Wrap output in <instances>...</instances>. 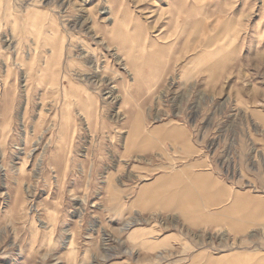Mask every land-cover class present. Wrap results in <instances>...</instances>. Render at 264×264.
<instances>
[{
	"label": "rangeland",
	"instance_id": "374dc122",
	"mask_svg": "<svg viewBox=\"0 0 264 264\" xmlns=\"http://www.w3.org/2000/svg\"><path fill=\"white\" fill-rule=\"evenodd\" d=\"M187 165L226 188L208 220L133 205ZM227 255L264 264V0H0V264Z\"/></svg>",
	"mask_w": 264,
	"mask_h": 264
},
{
	"label": "crops",
	"instance_id": "0c3cea01",
	"mask_svg": "<svg viewBox=\"0 0 264 264\" xmlns=\"http://www.w3.org/2000/svg\"><path fill=\"white\" fill-rule=\"evenodd\" d=\"M156 135H163L172 138L177 146L175 148L181 152L189 153L192 151L193 146L189 141L188 137L184 136L183 130L179 126L174 125H163L157 126L152 131ZM185 133V132H184ZM130 147L137 150H142L144 144H138L133 142ZM193 165H187L181 167L178 171L166 176H160L140 186L136 196L133 200V205L138 207L145 203L149 198L156 205L170 210H177L181 213L182 218L191 224L200 223L208 220L205 214H210L203 208L215 205L216 201L222 202L227 196L226 188L223 187V183L210 171H194L192 170ZM183 176V179L187 178V182L179 187L176 186L178 180ZM163 199L159 203L155 202V199ZM256 210L260 208V205L249 203L248 201L242 200L240 195H235L233 203L229 206L224 207L218 214L226 215L233 219L234 213L248 214V209ZM216 213V212H215ZM213 214V213H211ZM141 236L140 231H133L130 234V239L136 240ZM164 242H159L156 247H162ZM231 257L235 255H227L223 259L214 260L208 258L205 264H223L231 260Z\"/></svg>",
	"mask_w": 264,
	"mask_h": 264
}]
</instances>
